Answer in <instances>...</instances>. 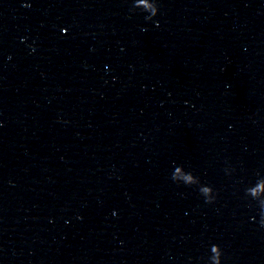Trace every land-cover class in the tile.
<instances>
[{
  "label": "water",
  "instance_id": "1",
  "mask_svg": "<svg viewBox=\"0 0 264 264\" xmlns=\"http://www.w3.org/2000/svg\"><path fill=\"white\" fill-rule=\"evenodd\" d=\"M0 264H101L55 159L1 63Z\"/></svg>",
  "mask_w": 264,
  "mask_h": 264
},
{
  "label": "snow or ice",
  "instance_id": "2",
  "mask_svg": "<svg viewBox=\"0 0 264 264\" xmlns=\"http://www.w3.org/2000/svg\"><path fill=\"white\" fill-rule=\"evenodd\" d=\"M61 31H62V32H64V31H65V29H64V28H61Z\"/></svg>",
  "mask_w": 264,
  "mask_h": 264
}]
</instances>
